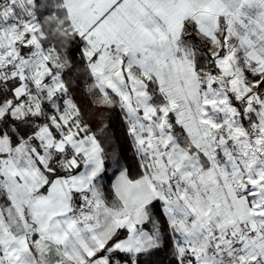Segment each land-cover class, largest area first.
<instances>
[{"label":"snow or ice","instance_id":"obj_1","mask_svg":"<svg viewBox=\"0 0 264 264\" xmlns=\"http://www.w3.org/2000/svg\"><path fill=\"white\" fill-rule=\"evenodd\" d=\"M159 252L264 264V0H0V264Z\"/></svg>","mask_w":264,"mask_h":264},{"label":"trees","instance_id":"obj_2","mask_svg":"<svg viewBox=\"0 0 264 264\" xmlns=\"http://www.w3.org/2000/svg\"><path fill=\"white\" fill-rule=\"evenodd\" d=\"M79 98V97H78ZM109 124L108 135L113 136L111 140V147L105 141V135L99 134V138L104 142V146L109 148V151L113 149L120 154L122 161L127 163L129 167L133 165V153L131 150L130 142L124 137L121 122L116 118L115 114H109V118L105 121ZM98 122H93V130L97 131ZM167 256L165 252H159L151 257L152 264H166Z\"/></svg>","mask_w":264,"mask_h":264}]
</instances>
